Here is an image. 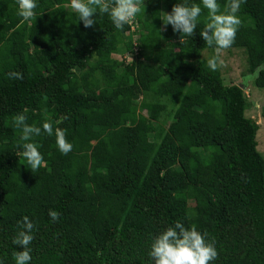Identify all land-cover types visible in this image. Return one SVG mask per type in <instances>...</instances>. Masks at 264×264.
<instances>
[{"label": "trees", "instance_id": "trees-1", "mask_svg": "<svg viewBox=\"0 0 264 264\" xmlns=\"http://www.w3.org/2000/svg\"><path fill=\"white\" fill-rule=\"evenodd\" d=\"M68 3L39 0L20 24L16 0H0V264L23 250L11 239L25 215L31 264H149L153 236L178 219L215 239L214 264H264L261 125L251 95L224 75L230 61L207 68L206 10L180 41L170 25L159 31L176 0H144L122 31L106 15L84 28ZM239 15L219 55L237 52L240 76L263 90L264 0H245ZM24 109L73 144L62 155L54 135L36 137L45 166L35 173L11 123Z\"/></svg>", "mask_w": 264, "mask_h": 264}, {"label": "clouds", "instance_id": "clouds-1", "mask_svg": "<svg viewBox=\"0 0 264 264\" xmlns=\"http://www.w3.org/2000/svg\"><path fill=\"white\" fill-rule=\"evenodd\" d=\"M142 2L144 0H69L64 9L70 8L76 13L84 28L92 27L98 21V16L106 15L114 29L122 31L141 12ZM244 2L245 0H226L222 6L220 0H176L170 12L160 11L158 16L162 27L159 31L166 30L170 25L173 33L180 34V41L183 37H192L206 10L204 26L199 35L208 47L214 49L213 55L206 57V64L210 71L215 72L223 66L219 53L230 48L235 41L241 26L239 13ZM38 4L39 0H16V14L20 17V24L32 20ZM9 77L21 80L23 74L9 73ZM27 111L24 109L18 112L12 117L11 123L20 132L17 147L22 148V151L17 153L22 155L27 167L35 173L45 166L41 146L35 141L36 137L54 135L56 148L62 155L72 151L73 144L67 139L66 130L59 127L54 129L50 118L45 117L39 124L28 123ZM47 215L52 223L60 219V213L54 209H49ZM34 227L33 221L27 215L19 222L11 243L22 246L23 250L13 252L14 264H31L30 245L34 239ZM148 257L149 264H214L218 250L215 239L210 238L207 231L199 229L196 224L186 225L178 219L153 236Z\"/></svg>", "mask_w": 264, "mask_h": 264}, {"label": "rangeland", "instance_id": "rangeland-1", "mask_svg": "<svg viewBox=\"0 0 264 264\" xmlns=\"http://www.w3.org/2000/svg\"><path fill=\"white\" fill-rule=\"evenodd\" d=\"M235 56L228 57L229 59L224 61L223 64L225 65L226 62L230 61L229 64L231 67H225L223 68V72L225 77L228 81H234L235 83H238V85H243L244 90L246 94H250L254 104L253 109L250 111V115L252 118H254L258 124L261 125V129L258 134V143H259V150L263 153L264 156V118H263V109H264V89H256L254 90L252 83H251V77L250 76H240V70H242V67L239 68L240 62H239V56L238 53H234ZM237 58V60H236Z\"/></svg>", "mask_w": 264, "mask_h": 264}, {"label": "built area", "instance_id": "built-area-1", "mask_svg": "<svg viewBox=\"0 0 264 264\" xmlns=\"http://www.w3.org/2000/svg\"><path fill=\"white\" fill-rule=\"evenodd\" d=\"M132 21H133V19L129 23L131 24L132 30H134L135 29V26H134V24H133Z\"/></svg>", "mask_w": 264, "mask_h": 264}, {"label": "water", "instance_id": "water-1", "mask_svg": "<svg viewBox=\"0 0 264 264\" xmlns=\"http://www.w3.org/2000/svg\"><path fill=\"white\" fill-rule=\"evenodd\" d=\"M240 86H242V85H240Z\"/></svg>", "mask_w": 264, "mask_h": 264}]
</instances>
